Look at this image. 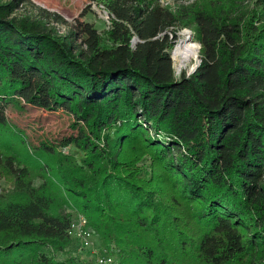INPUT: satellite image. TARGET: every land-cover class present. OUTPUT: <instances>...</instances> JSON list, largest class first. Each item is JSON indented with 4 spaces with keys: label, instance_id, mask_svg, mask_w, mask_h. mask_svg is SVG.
<instances>
[{
    "label": "trees",
    "instance_id": "obj_1",
    "mask_svg": "<svg viewBox=\"0 0 264 264\" xmlns=\"http://www.w3.org/2000/svg\"><path fill=\"white\" fill-rule=\"evenodd\" d=\"M93 1L103 33L0 0V264H94L75 212L116 264H264V0ZM22 102L68 112L73 153L5 140Z\"/></svg>",
    "mask_w": 264,
    "mask_h": 264
},
{
    "label": "rangeland",
    "instance_id": "obj_2",
    "mask_svg": "<svg viewBox=\"0 0 264 264\" xmlns=\"http://www.w3.org/2000/svg\"><path fill=\"white\" fill-rule=\"evenodd\" d=\"M33 1L42 7L48 8L51 11L58 12L69 22L79 19L81 21L92 23L100 33H103L110 25V17L106 9L103 8L101 4H97V2L93 0ZM163 1L164 0H162V2ZM191 37L192 31L189 29L181 30L178 33V39L171 52V57L177 74H180L184 70L187 72V74H190L199 64L200 48L198 49L196 58L190 62L177 64L173 58V53L177 45L184 41H193L197 43ZM4 115L7 119L8 125L11 127V130H9L5 135V140L7 139V141L10 143L13 144L17 142L19 138H23L31 149L33 146L37 147L45 144L48 146L50 145L51 147L57 149V151L59 150L63 153H73L72 146L67 145L66 141L70 138L71 134L76 133V129L72 126L74 124V119L63 109L51 111L40 107H34L25 104L24 102L17 106L9 103L5 108ZM38 157H41V155ZM38 157L36 154L33 155V159L35 160L38 159ZM78 214H80V212H75L74 219ZM75 240L79 243L80 247L76 253L79 254L81 258L89 259L94 264H96V256L99 255L103 250L97 236H94V238L92 237V240L100 249H98L96 246H88L85 248L83 246L82 249L80 241L77 239ZM111 256L114 257L116 264L115 255Z\"/></svg>",
    "mask_w": 264,
    "mask_h": 264
},
{
    "label": "built area",
    "instance_id": "obj_3",
    "mask_svg": "<svg viewBox=\"0 0 264 264\" xmlns=\"http://www.w3.org/2000/svg\"><path fill=\"white\" fill-rule=\"evenodd\" d=\"M68 233L71 237L80 241L82 249H83V246L84 248L88 246H91V247L96 246L95 242L92 240V237L94 238L95 236L94 230L87 226V220L82 214H78L76 218L73 219ZM102 251L100 252L99 255L96 256L95 263L96 264H115L114 257L107 254L104 250Z\"/></svg>",
    "mask_w": 264,
    "mask_h": 264
},
{
    "label": "bare ground",
    "instance_id": "obj_4",
    "mask_svg": "<svg viewBox=\"0 0 264 264\" xmlns=\"http://www.w3.org/2000/svg\"><path fill=\"white\" fill-rule=\"evenodd\" d=\"M199 45L193 41H184L177 45L173 58L177 64H183L185 62H190L194 60L198 54Z\"/></svg>",
    "mask_w": 264,
    "mask_h": 264
},
{
    "label": "water",
    "instance_id": "obj_5",
    "mask_svg": "<svg viewBox=\"0 0 264 264\" xmlns=\"http://www.w3.org/2000/svg\"><path fill=\"white\" fill-rule=\"evenodd\" d=\"M191 38H193V36L191 37ZM136 42V39H134V43ZM199 63H200V61H199ZM199 65V64H198ZM198 65H197V67H198ZM196 67V68H197ZM196 69H194L192 72H194Z\"/></svg>",
    "mask_w": 264,
    "mask_h": 264
}]
</instances>
